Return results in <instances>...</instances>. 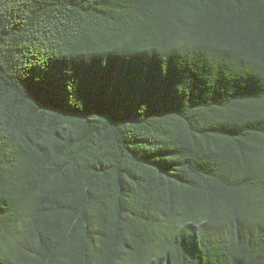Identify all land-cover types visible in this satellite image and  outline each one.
<instances>
[{
	"label": "trees",
	"instance_id": "trees-1",
	"mask_svg": "<svg viewBox=\"0 0 264 264\" xmlns=\"http://www.w3.org/2000/svg\"><path fill=\"white\" fill-rule=\"evenodd\" d=\"M0 264H264V0H0Z\"/></svg>",
	"mask_w": 264,
	"mask_h": 264
}]
</instances>
